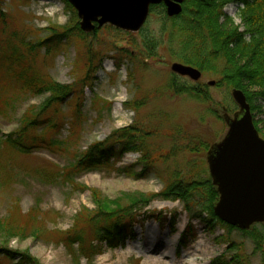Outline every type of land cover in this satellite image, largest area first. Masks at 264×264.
<instances>
[{"label": "rangeland", "instance_id": "374dc122", "mask_svg": "<svg viewBox=\"0 0 264 264\" xmlns=\"http://www.w3.org/2000/svg\"><path fill=\"white\" fill-rule=\"evenodd\" d=\"M0 10L5 15L0 41L14 35L33 45L47 37L49 29L73 28L69 39L49 54L37 51L35 64L39 76L70 87V97L62 102L46 104L48 94L19 90L0 66V248L39 264H220L218 259L261 264L260 253L243 231H210L200 220L192 221L194 239L180 244L188 215L179 201L158 197L169 180L189 175L210 179L207 152L227 132L224 112H237L231 91L217 87L215 77L201 73L200 80L192 82L171 73V65L181 63L170 57L166 36L161 35L162 15L150 13L138 32L103 25L79 33L74 26L79 29L80 20L59 0H1ZM236 11L235 4L224 8L239 26ZM152 39L159 43L154 55L144 46ZM211 81L212 87L207 85ZM175 84L192 87L198 97L176 94ZM254 107L253 125L264 119V101H255ZM25 117L37 124L27 126ZM24 125L27 153L5 142L21 135ZM129 126L155 132L147 145L151 155L160 158L154 159L151 175H127L131 169L141 170L139 153L93 170L73 169L90 146L112 142L114 133ZM34 139L43 146H34ZM93 193L120 200L123 210L130 207L132 196L148 202L132 207L134 237L124 247L104 246L102 254L89 258V248L95 245V223L87 222L97 211ZM160 217H165L161 224L156 220ZM252 227L264 233L263 226ZM78 237L82 244L72 242ZM0 264L9 262L0 259Z\"/></svg>", "mask_w": 264, "mask_h": 264}, {"label": "trees", "instance_id": "16d2710c", "mask_svg": "<svg viewBox=\"0 0 264 264\" xmlns=\"http://www.w3.org/2000/svg\"><path fill=\"white\" fill-rule=\"evenodd\" d=\"M59 1L64 4L67 12L76 15L66 0ZM229 4L237 6L236 16L240 20L239 26H235L233 19L224 13V8ZM151 13L163 16L160 32L162 36H166L167 48L174 61L194 67L202 74L215 77L216 86L228 92L242 91L251 113L257 110L254 102L264 101V0H185L182 13L177 17L167 18L163 5L152 7ZM0 21L5 22V15L1 10ZM74 29L80 33L78 25L74 26ZM72 30V27L63 28L61 32L49 29V35L33 45H26L22 38L17 39L14 35L3 38L0 41V66L4 67L13 80L20 85L19 90L26 89L33 96L48 94L46 104L62 102L70 97V87L39 76L35 70V64L37 51L44 50L45 54H49L64 40L69 39V33ZM79 37L82 39L81 36ZM158 45V41L154 39L144 42L145 48L151 55L156 53ZM172 89L176 94L198 97L197 92L189 86L175 84ZM141 105L140 103L137 107ZM42 106L45 107V104ZM262 113L264 114V110ZM23 122L29 127L37 124L35 119L29 120L27 117ZM254 125L258 134L264 139V119L255 121ZM52 128L55 127L52 125ZM24 133L25 125L22 128V134L6 138V144L27 153L30 147L23 142ZM154 133H147L143 129L132 126L123 128L114 133L111 137L112 142L95 143L90 146L73 169L93 170L106 166L111 161L119 162L128 153H139L141 154L139 161L142 164L141 170L135 173L131 169L126 173L133 178H146L155 169L154 159L160 158L158 155H151L147 145L149 137H152ZM33 144L42 147L44 143L34 139ZM191 144L197 146V143L193 141ZM29 145L31 146V143ZM198 145L205 147L201 142ZM189 149H191L190 146ZM191 177L193 175L169 180L158 195L163 200L179 201L188 215L189 222L179 243L185 245L186 242L194 239L193 220L204 222L210 231L215 227L226 231L236 230L215 217L213 207L218 201V194L211 180ZM93 199L97 211L87 222L89 225L91 222L95 223L92 241L95 245L89 248L92 250V253L88 255L89 258L102 254L104 246L108 249L124 247L126 241L134 237L132 229L136 221L131 214L132 207L139 202H148L140 195L132 196L128 199L130 207L123 210L120 200L109 201L98 198L96 193H93ZM163 219L165 217L156 218L159 224L163 222ZM170 225L174 230L175 217L171 219ZM255 226L264 227V223L255 224ZM243 234L252 240L254 252L260 253L261 264H264V233H257L256 229L251 230L250 227L249 230L243 231ZM74 241L82 244L80 237L73 239L72 242ZM0 259H6L9 264H39L28 255L11 252L4 248H0ZM216 262L229 264L221 259Z\"/></svg>", "mask_w": 264, "mask_h": 264}, {"label": "water", "instance_id": "95a60500", "mask_svg": "<svg viewBox=\"0 0 264 264\" xmlns=\"http://www.w3.org/2000/svg\"><path fill=\"white\" fill-rule=\"evenodd\" d=\"M77 12L79 28L90 33L95 25L109 24L117 29L138 32L145 23L151 6L163 4L168 18L182 13L185 0H66ZM172 74L192 82L201 73L191 67L174 63ZM208 82V86H214ZM231 97L237 112L222 119L227 127L224 138L210 146L206 163L218 201L213 207L215 217L238 230H248L264 223V140L253 125L250 106L240 90Z\"/></svg>", "mask_w": 264, "mask_h": 264}]
</instances>
